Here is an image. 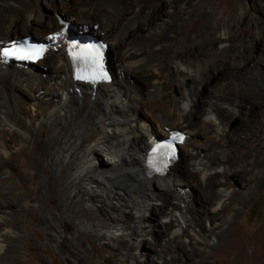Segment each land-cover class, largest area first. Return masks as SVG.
I'll return each mask as SVG.
<instances>
[{
  "label": "bare ground",
  "instance_id": "obj_1",
  "mask_svg": "<svg viewBox=\"0 0 264 264\" xmlns=\"http://www.w3.org/2000/svg\"><path fill=\"white\" fill-rule=\"evenodd\" d=\"M207 1L0 0V161L23 149L34 140L33 135H39L49 127V144L55 146L53 161L60 172L57 183L66 190L68 199L58 220L50 213L53 224L44 217L42 222L51 225L50 241L67 258H72L77 250L87 253L79 240L71 241L63 237L64 228L70 221L77 224L79 235L94 237L98 241H113L114 249L122 259L119 264H138L139 252H146L147 247L155 251V255L165 256L160 248L162 246L156 244V234L161 233L171 241L172 237L181 239L186 230H190L199 237L196 231L200 228L199 223L205 221L215 225L216 232H212L211 237L220 240L229 220L256 194L261 179L259 175L254 176L257 168L255 157L259 152L258 144L264 137V122H260L257 129L242 125L229 132L228 119L237 114L243 115L240 111L235 112L237 104L229 97L231 89L228 92L219 88L212 92L206 90L207 103L200 90L205 91L207 87H213L212 83L225 79L229 65H233V69L229 67L228 71L245 69L250 65L252 71L259 69L260 60L247 54L250 52L248 45L261 40V36L264 38V0H250L251 3L247 4L250 9L246 11L243 1L237 0L238 11H244L238 25L239 35H235L228 25L218 29L212 24L211 15L205 11L198 28H190L188 34L183 35V21L196 15L197 10L190 8H202ZM136 8L138 11L134 13ZM217 10V7L212 8L214 13ZM252 13L258 16L253 17ZM57 14L69 17L77 23L75 26L78 29H88L93 36L107 43L105 63L112 73L109 83L93 86L73 77V63L67 49L75 42L72 41L73 33L63 32V29L56 31L55 41H48L43 58L34 64L5 63L1 60V45L3 47L15 36L35 35L38 38L58 30ZM144 28L146 35L137 37V33ZM93 32H98L100 37ZM195 33L203 42L196 38L190 47L176 54L171 62V71L168 59L171 45L168 42L182 36L187 43ZM218 33L219 36H216ZM39 67L45 75L39 73ZM135 70L148 73L146 79L151 80V86L146 94L142 92L143 87L130 84ZM252 73L247 74L252 76ZM176 80L180 84L193 81L197 86L195 94L192 96L187 91L182 97L164 102V87ZM206 82L212 83L204 85ZM211 95L214 99H209ZM235 96L244 99L240 107L254 108L255 112L249 111L246 115L258 122V117L264 114V100L237 93ZM203 114L208 122L199 126L197 119ZM142 123L146 125L145 132ZM179 127L190 134L180 131L185 139L179 145L178 159L166 173L149 174L146 155L158 140L164 141L171 131ZM239 133H248L244 142L252 145L245 155L243 153L245 171L250 180L242 181L243 192L236 190L230 196L221 186L228 184V175L235 174L232 170L226 171L225 165L236 161L235 151L241 144ZM200 137H205L216 149L214 153L203 155V164L198 156L192 155L197 152L193 146ZM180 151L191 153L189 162L197 167L199 176L188 174L183 169L177 170ZM99 155L109 157L108 165L104 162L102 168L96 165ZM187 175L188 180L200 184L202 192L209 193L206 195L209 208H204L202 214L197 212L201 221L189 224L185 220L188 205L185 198H181L184 194L187 196L181 188L189 185ZM218 177L225 182L220 183ZM116 186L118 190L115 192L113 188ZM38 192L41 197L44 191L40 189ZM3 203L0 207V264H20L17 259L20 233L10 219L31 205H39V200L21 202L22 205L20 202ZM233 205L237 207L236 212L230 211ZM226 214L229 220L221 221ZM169 219L175 227L170 237L163 232L169 227ZM218 221L221 223L218 224ZM261 234L263 254L256 258L257 264H264V230ZM212 238L204 243L205 247L212 246ZM192 241L201 243L193 238ZM170 247L167 256L175 254L171 252H175L178 246L172 243ZM78 253L73 256L76 258L74 264H81ZM195 256L203 258L204 253L194 252L190 261L195 260ZM240 256H245L244 251ZM153 259V264H160ZM107 262L113 263L111 260ZM173 263L180 264L178 261Z\"/></svg>",
  "mask_w": 264,
  "mask_h": 264
},
{
  "label": "rangeland",
  "instance_id": "obj_2",
  "mask_svg": "<svg viewBox=\"0 0 264 264\" xmlns=\"http://www.w3.org/2000/svg\"><path fill=\"white\" fill-rule=\"evenodd\" d=\"M242 1L244 4V10H249L250 8H248L247 4L251 3L250 0ZM213 7L218 8L216 13L212 11ZM190 10H197L195 12L196 15L183 21L184 26L181 28V33L183 35L188 34L190 28H198L201 21L204 19V17H202L203 11L211 15V22L213 25L217 26V28L219 27L218 29H221L223 25H228L233 30L235 35L241 34L238 25L244 11H238L237 0H208L202 8L191 7ZM55 11L56 10L51 11V14ZM137 11L138 8L135 9L134 13ZM252 16L257 17L258 15L252 13ZM52 29H55V27ZM144 29L137 33V37L146 35V28ZM93 34L100 37L98 32H93ZM251 35L252 34L250 33V36ZM32 36L35 37V35ZM216 36H219V33L216 34ZM196 38H198L197 33L193 34L187 40V43H185L182 36L178 37L171 43L168 42V44L171 45V51L168 57L170 60L169 62L171 71L173 70V65L171 62L173 61L174 56L182 52L184 48L190 47L192 45L191 42ZM260 39L261 40L255 42L253 45H248L250 52L247 54L250 56V58L256 57L257 60H260L259 69L252 71L250 70L252 69L250 68L252 65H250L248 68H245L246 71L245 69L228 71L229 67H232L233 69V65H229V67L226 69L225 79L219 80L218 83L206 82L204 85L212 83L213 87H207L205 91L200 90L202 96L206 98L205 102L207 103L208 98L207 94L205 93L206 90L213 91L219 88V90L223 92H228V89H231L229 91L231 93L229 97L236 100L237 110H235V112L240 111L243 115L239 116V114H237L238 116L234 115L228 119L227 128L229 132L236 131L242 125H251L254 129H257L259 126L258 124L260 122H264V114L258 117V122L250 120V117H248L246 114H248L247 112L249 111L255 112L254 108L248 107V109H245L240 107L241 104H244V99L242 100L240 97L235 96V93H237V95L244 94L256 99L264 100V38L261 36ZM198 40L201 43L203 42L199 38ZM254 50L255 52H252ZM63 54L65 55V53ZM50 58L51 57L47 59ZM41 69L39 73L45 75L46 73L41 71ZM250 71L253 72L252 76L247 74ZM146 74L148 73L144 70H135L132 79H130L131 82L129 80L131 85L135 87L136 85H139L141 88L143 87L142 92L144 94H146L151 86V80L146 79ZM44 79L46 80L47 78ZM176 81L164 87L166 91V94H163L162 96V100H164V102H167L172 98L182 97V95L187 91L190 92L192 96L195 94L197 86L193 83V81L188 80L184 84H180L178 80ZM210 98L214 99L212 95L209 97V99ZM222 107H224V109H228L226 105H222ZM204 109L205 108L203 107V110ZM205 118L206 117L203 114L200 119H197V124L201 126V124L206 123L207 120ZM141 127L145 132L146 125L142 123ZM175 129L179 131L183 130L181 127ZM183 131L188 132L187 130ZM247 134L239 133L241 144L238 145L237 150L235 151L236 161L234 163L225 165L226 171L232 170L235 173L234 175H228L226 177L228 180L227 185L223 184L221 186L222 189L227 190V193L230 196L234 194V191L236 190L240 193L243 192L244 186L242 181L245 180L244 182H248L250 180L248 173L245 171L244 156L250 146H252L251 143H246V141L244 142ZM39 135H33L34 140L28 142L27 145L23 147V149L18 150L12 156H6L4 160L0 161V207L3 206V202V204L12 202H20L19 204H21V202L24 203L25 201L33 200L35 198H38L39 200V205H31L25 210L16 213L10 219L14 224L16 231L20 233V247L17 253V259H19L20 264H74L76 258H73V256L74 254L77 256L79 250H77L78 252L75 251V253L72 255V258H70L71 256L67 258V256L64 255V252L60 249H56V247L50 241V237L52 236V231L50 229L51 225H46L42 222L44 217L53 224V218L51 217V214L57 220L60 216H62L61 210L64 209V203L68 199V194L66 190L60 187V185L57 183V176H60V172L57 170L58 165L56 166L53 161V150L55 149V146H51L49 144V140L51 138V131L49 127L44 128L39 133ZM193 148L198 152V154L197 152H194L192 155L195 154L194 156H198V159L201 163L205 162V160H203V155L206 152L214 153L216 151L213 143L207 142L205 137L198 138L197 143L195 146H193ZM258 148L259 152L257 157H255L257 168L255 170L256 172H254V176L259 175L261 182L257 186L256 194L246 206L239 209L238 211L235 205L230 207V211H237V215L233 219L229 220L228 214L223 216L221 221L228 219L229 223L226 225V232L223 237L220 238V240L215 238L213 239L211 237L212 232H216L214 229L215 225L212 226L210 223L202 221L203 223H199L200 228H198L196 231L199 237L195 236L190 230H186L181 239L172 237L173 240L171 241H168V237H163L161 233L156 234V240L158 239L156 244H158V246H162L160 248L163 252H165V256L155 255V251H150L149 247H147L146 252H139V255L137 256V263L151 264V259L154 258L153 261H156L160 264H175L173 261H178L180 264H196L197 262L200 263V261V264H257L256 258L263 254V246L260 240L262 239L261 232L264 230V137H262L260 140ZM192 155L189 152L180 151V164L178 163L179 166L177 170L183 169L185 172H189L188 174L199 176L197 167L192 166L191 162H189V159ZM98 157L99 158L96 160V165L99 168H102L101 166L103 165V162L108 165L109 157L104 155H99ZM61 168L63 169V167ZM217 180L220 183L225 182V179L222 177H218ZM186 181H189L187 182L189 185L181 187L182 191L187 193V196L186 194L181 196V198H185V202L188 205V208L185 212V220L187 224H189L191 221H195V223L200 222L201 219L197 217V212L202 214L204 212V208H209V203L206 199V195H209V193L207 194L206 192H202V190L199 189L200 184L197 181H192L191 179L188 180V175ZM38 189L44 191L42 192L41 197L38 195L40 194ZM60 189L62 190L61 193ZM113 190L116 192L118 187H114ZM173 192L176 193L174 190ZM60 203L62 205H60ZM221 221H218L217 223L220 224ZM169 222L170 219L167 222L169 224L168 229H163V232H165L166 236L170 237L172 236L171 233L175 230V227L174 224H170ZM64 230L65 232L63 233V237L71 241L79 240V242L85 246L87 253H78V259L81 260V264H108L109 262H107V260H111V263L113 262L112 264H119L122 262L120 255L114 249L115 243L113 241H98L94 237L88 238L86 235H79L77 224L71 221L68 222L67 227H65ZM152 231L153 229H151V232ZM192 238L196 239L198 243H201L195 244L192 241ZM209 238H212L210 241L212 246L205 247L204 243L208 241ZM144 239L151 241L148 237H144ZM120 240L126 239L121 238ZM172 243L178 247L175 249V252L174 250L171 252L175 254L167 256V249L171 250L170 245ZM197 251H202L204 253L203 258H198L195 256V260L190 261V258H192L194 255V252ZM243 251L245 256L241 257L240 254ZM150 254L155 256L152 257ZM187 256L190 257L187 258ZM143 259L145 261L142 262Z\"/></svg>",
  "mask_w": 264,
  "mask_h": 264
},
{
  "label": "water",
  "instance_id": "obj_3",
  "mask_svg": "<svg viewBox=\"0 0 264 264\" xmlns=\"http://www.w3.org/2000/svg\"><path fill=\"white\" fill-rule=\"evenodd\" d=\"M107 69H108V71L110 72V74H112V73H111V70H110L109 68H107Z\"/></svg>",
  "mask_w": 264,
  "mask_h": 264
}]
</instances>
